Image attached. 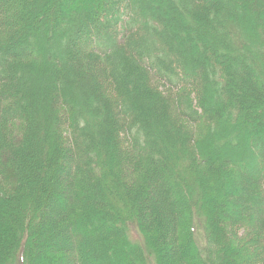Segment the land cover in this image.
Returning a JSON list of instances; mask_svg holds the SVG:
<instances>
[{
  "label": "trees",
  "instance_id": "obj_1",
  "mask_svg": "<svg viewBox=\"0 0 264 264\" xmlns=\"http://www.w3.org/2000/svg\"><path fill=\"white\" fill-rule=\"evenodd\" d=\"M126 1L129 2L127 4L129 10L132 2L137 4L141 1L143 7L135 12L138 16V24L132 23L134 17L129 16L128 27H126L128 29H125L123 36L120 37V34L113 36L110 32H116L111 27L112 24L103 26L100 23V12L104 10L100 8V5L106 4L109 8L120 10L122 3ZM152 2L160 7L156 6L158 11L165 5L169 7L168 10L166 7L162 10V12L167 11L163 17L169 20L164 28L158 29L156 25L151 29V25L162 21V17L156 16L155 8L150 5ZM92 7L94 6H88L87 11L81 7H75V11L78 12L73 13L70 12L71 6L70 9L67 5L55 6L54 12H58L59 15L54 17V20H57L54 26L57 36L63 38L71 32L73 40L69 43L73 45L79 40H84L87 47H84L85 52L80 54L72 50L65 51L67 61L64 66L58 61V54L52 52L50 55L53 56V60L44 67L47 60L42 61V55L37 52L40 41L32 37L34 43H27L26 29L17 25L19 21H25L26 24L37 21L39 23L40 19L36 17L33 20V16L30 17V1L0 0V71L2 74L3 72L7 74L3 76L0 73V115L9 113V115L0 116V188L2 190L0 205H3L2 209L0 208V251H3L4 245L7 247L14 240L10 248L13 249L10 252V258L6 256L3 260L0 259V264H8L10 259L12 261L14 254L18 259L20 253L23 254L25 263L28 245L36 249L42 243L35 244L36 235L42 236L45 242L41 252L48 254L49 264L52 262L53 264H135L134 261L132 263L128 261L127 254L137 255L138 264H189L187 259H184L181 245L185 240L189 242L191 248L192 245L188 240L186 225L184 232L176 213L177 203L174 201L170 187L172 182L168 177L169 170L164 163L165 160H170L172 150L171 147L158 146L159 143L153 140L151 135L157 131L161 136H167V142L171 143L174 140L171 136L178 137L180 141H176L180 144L182 151L181 159L183 160V157L187 155L186 166L201 172V178L209 183V186L217 187L219 182L210 175L211 165L221 166L220 170H226L229 173L232 165L236 166L231 159L215 156V151L211 147L212 142L220 143V148H225L226 145H230V141L227 136L217 139L215 135L217 125L214 119L218 115L222 116V109H233L232 121L237 124L233 130V139L237 147L239 138L243 136L240 131H237L238 122H243L242 118L248 115V106L251 105L255 110L264 106L262 93L264 63L263 65L257 63L255 72L251 67L257 59L254 50L257 41L252 34L256 31L262 32L261 43L264 45V30L261 27L258 28L259 25L264 26V0H109L107 3L105 0H98L95 8L91 9ZM12 9L16 10L15 19H4L6 11ZM145 13L147 15L156 13L155 23L151 21L149 24L144 16ZM65 16L68 18L63 20ZM251 16H256L259 22ZM61 20L62 23L58 26ZM68 20L71 21L68 23ZM64 23H67L65 28L62 27ZM47 24L46 28L50 30ZM238 30L246 40L241 41L245 48L238 46V43L240 44L237 38ZM167 31H170L171 36L167 35ZM140 35L144 41L142 48L138 47L139 41L142 40L138 38ZM173 35L177 41L172 39ZM132 36L133 38L129 39ZM17 37L24 38L15 41ZM22 41L25 42L23 45L25 52L21 46H15ZM131 46L135 48L132 50ZM15 48L21 49L22 53L13 52ZM134 50H138L140 56L146 50L154 60L163 56L166 62H162L152 70L142 62V57L146 55L144 54L140 61L134 54ZM78 56L80 60L77 59ZM164 57L169 58L170 61ZM173 62L178 64L181 62L182 70L194 81L186 83L187 81L179 79L175 73L177 67L173 66ZM233 62H236L237 66L230 73V64ZM88 65L98 69L100 65L99 74L95 75L87 69L84 70L88 68ZM158 69L161 73L156 72ZM254 73L255 76L258 74L262 78L261 82L253 83L254 80L251 77ZM156 78H161L165 82L163 85H166V93L164 86L160 89L157 87ZM106 80L112 82L114 91H107L104 88L103 84L108 82ZM202 86H206V89L200 92L199 88ZM241 86L243 88L240 89ZM186 88L192 89V93L187 94ZM235 88H239L238 94ZM197 91L201 93V98ZM256 92L258 95L254 96ZM43 96L46 99L44 103H40ZM59 105L63 108L61 112L55 109ZM215 109L217 111H214ZM48 111L51 114L54 132L45 134L43 138L52 142L54 149L47 153L46 162L49 163L47 171L39 172L35 179L42 186L40 185L41 188L33 199L34 204H39L37 208L42 204V210L36 212V215L37 219L43 217V221L41 220L42 223L38 224L37 220L35 232L28 235L25 240L27 243L20 244L22 235L16 232L23 224H26L22 210L26 204L23 202L20 204V199L23 200L28 196L20 195L22 183L19 182L18 177L6 174L2 160L6 155L11 156L15 152L13 159L18 161L21 157L19 155H23L25 149L33 148L36 144L34 137L40 130L37 124H33V120L40 112L49 113ZM248 119H252V116L248 118L246 116L244 121ZM211 122H213L212 129L207 136H204V142L196 140V132L189 127L192 124L200 126L205 123H209L210 127ZM256 123H258L257 120ZM67 124L68 128L80 135L79 146H74L73 140L72 143L65 140V136L68 139L73 138V133L63 129ZM162 126H166L168 134L166 130L163 132ZM227 126L226 122L220 121L221 128ZM128 130H134L140 143L141 141L144 143V138L141 139L140 135H148L144 148L137 149L134 146L135 148L122 150L123 142L119 135L121 131L125 134ZM262 131L264 134V128L255 132ZM169 132H172L171 136ZM248 132L246 131V134ZM91 138L103 141V144L110 146L115 143V151L123 164L120 174L128 179L129 185L125 183L128 192L133 197H137V207L145 213V215L142 213V220L146 218L148 221H145V231L149 233L154 229L150 224L154 221L158 210L167 215L169 223L162 228L161 239L158 236L153 239L154 243L151 245L160 251L159 259L156 254H150L152 257L146 262L142 252L147 254L150 244L144 243L143 229L129 224L125 231L124 225L119 228L113 224V216L105 218L99 216L98 212H94L100 207H96L100 204L97 203L98 194L93 195L92 193L96 192L89 190L92 193H88L86 189H78V186H75L77 172L87 178L86 182L90 181L89 183L98 177L97 180L101 181L99 190L101 189L103 200L106 201H108L107 193L111 194L114 191L112 189L117 187H112L108 182L104 183L110 172L98 165L102 155L97 152L92 153L95 147L91 145ZM242 140L244 143L242 146H245V138ZM260 141L263 145L261 144L259 150H256L264 159V137ZM199 146L200 159L196 160L195 149ZM217 148L219 146H216ZM78 152L84 155L90 154V156L86 160L79 159ZM31 167L34 166H26L29 175ZM238 173L239 178L229 180V183L236 184L237 187L241 186V189L237 191L238 195L235 196L230 191L223 201L231 202L235 197L242 200V197L247 194L250 197L248 204L255 221L254 224L248 225V230L255 227L257 229L255 234L264 235V193L260 194L264 192V167L263 173L254 180L250 170L246 172L238 169ZM29 175L25 180L26 183L32 181ZM113 175H116L115 172ZM9 185L13 187L10 188ZM248 185L253 187L243 192ZM90 187L93 186L90 185ZM6 196L9 199H6ZM118 196L121 197V195ZM116 199L113 200L115 206L124 204L122 200ZM16 200H18L17 203H15ZM245 204H247L246 200H242L237 206L244 213L248 209V206L244 208ZM118 208H122L123 211V207ZM16 210L21 215L17 216ZM124 213L123 215L127 214ZM95 215L98 216L95 217ZM210 215L216 216L215 212ZM224 218L228 222L229 219L237 217L235 212L230 210L228 216L224 215ZM27 220L35 221L29 217ZM59 220L65 223L57 226L56 223ZM4 226H7L5 230ZM149 227L152 230H148ZM120 232L121 238L125 236V243L135 252L128 251V248L124 249L121 247L122 244L115 246L111 243L118 240L116 237ZM127 239L133 246L126 241ZM195 240L199 245L197 236ZM93 243L95 245L100 243V245L96 247ZM200 243L202 246L199 245V255L202 259L199 263L210 264L212 251L207 248V236L205 239L201 238ZM194 250L198 253L195 246ZM261 253L262 255L258 258L253 256L255 263L264 264V247ZM235 257L239 255L233 256ZM215 261L213 260L212 263ZM44 263L38 258V264Z\"/></svg>",
  "mask_w": 264,
  "mask_h": 264
},
{
  "label": "rangeland",
  "instance_id": "obj_2",
  "mask_svg": "<svg viewBox=\"0 0 264 264\" xmlns=\"http://www.w3.org/2000/svg\"><path fill=\"white\" fill-rule=\"evenodd\" d=\"M29 1H30V11H29L30 17L33 16L32 17L33 20L34 18L37 17V19H40V21L39 23L37 21L33 23L28 22L27 24L25 21L23 22L19 21L17 25L20 27H24L26 29L27 35L25 37V41L27 43L28 42L31 44L34 43L33 42L34 40L32 41L31 39L32 37H35L36 39H38V41H40V44L38 43L37 52L39 55H42V61L44 59L47 60L44 67L48 65L51 60H53V56L50 55V53L52 52L58 54V58H59L58 61L60 62L62 66L66 65V61H67L66 55H64L65 51L72 50L73 52H76L79 54L80 52L81 53L85 52L86 48L84 47H87V46L84 43V40H79L73 45L69 43L71 42V40H73V36L70 34L71 32L63 38L62 37L60 38L57 36L56 34L57 31H55V28H54L55 22L57 23V20H54V17L59 16V15H58V12L57 13L54 12L56 11L55 6L57 7L58 4H62V6L65 7L67 5L69 6V9L71 6L70 12L77 13L78 11H75V7H78V8L81 7L83 9H86L87 11L88 6H94L91 8V9H94L95 6L97 5L98 0H29ZM105 1L106 3L109 2V0H105ZM128 3H129L128 1H126L125 3H122L121 5L122 8L120 10H115V8H109L106 4L100 5V8L104 9L103 11L100 12V23H102L103 26H107V25L110 26L112 24L111 27L114 28L116 32V33L110 32L113 36H118L119 34H120V37L123 36L124 31L128 29L126 27H128L127 22H128L129 16L134 17V20L131 21L132 23L138 24V16H136L135 12H138L139 8L143 7L141 5V1L138 2L137 4H135V2H132L130 6V10L127 8ZM150 5L155 8V11L157 12V14L153 13V14L147 15L145 13L144 16L148 19V23L150 24L151 21L154 22L155 14L156 16L162 17L161 18L162 21H157V23L154 22L155 24L151 25V29L155 28L156 25L158 26V29L161 27L164 28L166 26V23L169 20L163 17L165 16L167 11L162 12V10L165 7L168 10L169 7L165 5L163 9L158 11L159 10L158 8L156 10L157 4L152 2ZM18 8H20V6ZM173 15L174 14L172 13V16ZM3 17L4 19H11V18L15 19L16 10L12 9V10L6 11ZM251 17L255 18V21L259 22V19L256 16H251ZM67 18L68 17L65 16L62 19L66 20ZM70 21L71 20H68V23ZM43 23H46V24L48 23L49 26L48 24L47 26L49 27L50 30H48L46 28V24L44 25ZM61 23H62V20L58 24V26H60ZM66 25L67 23H64L62 27L65 28ZM260 27L263 28L264 30V26L259 25L258 28L260 29ZM151 29L149 31H151ZM176 29H179V28L176 27ZM239 33L240 31L238 30L237 38H238V42L240 41V44L238 43V46L240 47L241 45L242 47L245 48V46L243 45L244 43H241V41L242 40L246 41V40H244L243 37ZM167 35L171 36L170 31H167ZM252 36L255 37L257 41V44L254 46L257 59L254 61V66H251L255 72L256 71L255 67L257 63L259 65H263L264 63V45L263 43H261L262 37H263L262 32L256 31L255 34H252ZM218 37L220 40V36ZM23 38L24 37H21V38L17 37L15 41L21 40ZM132 38L133 36L130 37L129 39H132ZM138 38L142 39L141 35ZM172 39L177 41V38L175 36ZM143 44H144V41L142 39L139 41L138 47L142 48ZM23 45H25L24 41H22L20 44H16L15 46H21L23 50L24 49ZM131 48L133 50L135 47L131 46ZM22 50L21 49L18 50L15 48L13 52H15L16 54H20L22 53ZM23 51L25 52V50ZM138 52H139L138 50H134V54L136 55L138 59H140V61H141V57L144 54L148 56V57L146 56L142 57L143 58L142 62L145 63L146 67H150L152 70L156 69L158 65L162 64V62H166V60L163 59V56L158 57L156 60H154L153 57H151L150 54L147 53L146 50L143 51L144 53L141 54V56L139 55ZM164 58L169 60V58H166V57ZM77 59L80 60L81 59L80 56H78ZM173 66L177 67L175 73L177 74L179 79H181L182 81H187L186 83L192 80L194 81V79L190 77L188 73L182 70L183 67H182L181 62H179V64L173 62ZM235 66H237L236 62H233V64H230V68H229L230 73H232V71L235 69ZM85 69L97 75L99 74L98 70L100 69V65H99V69L98 67L91 68L90 65H88V68H84V70ZM156 72L161 73L159 69L156 70ZM0 73L2 74L1 71ZM2 75L6 76L7 74L3 72ZM46 76H49V75H46ZM156 79L157 80L155 81V84L157 85V87L160 89L161 86L162 87L164 86L163 88L166 93V90H165L166 85H163L165 84V82L161 78L160 79L156 78ZM251 79L254 80L253 83L262 81V78L259 77L258 74L257 76H255V73H254V76L251 77ZM106 81L108 82H106L105 85L103 84L104 88H106L107 91H114V86L112 82H110L109 80H106ZM241 88H243V86H241L240 89ZM205 89H206V86H202L201 88H199V91L203 92ZM235 89H234L235 92L239 90V88H235ZM185 90H187V94L192 93L191 92L192 89L186 88ZM199 91H197V94L201 98V93ZM238 93L239 92L237 91L236 94ZM262 93L264 94V89ZM257 95H258V92L254 93V96H257ZM45 99L46 98L43 96V98L40 99V103H44ZM55 109L57 110V112L63 111V108L61 105H59ZM248 109H249V112H248V115L246 116L247 118L249 116H252V119H248L247 121H244L246 117L244 116L242 118L243 122L239 121L238 122L239 128H237V131H240V133H242L243 135L242 138H245L246 140L245 146H242L244 144L243 140L242 138H239V141H238L239 144L237 145V147H235V141L233 139V136H234L233 130L237 124L232 121V110L233 109H230V108L222 109V116L219 117L218 115L214 119L217 125L216 132H215L217 139L227 136V139L230 141V145L229 146L226 145L225 148H220L221 144L213 141L211 147L215 151V156H218L219 158L223 156V158L231 159L233 163L236 165V166L232 165L233 167H231L232 170L230 171V173L227 172L226 170L225 171L220 170L221 166L217 167L216 165L214 166L211 165L210 175L214 176V179H217L219 181L217 187H214L213 185L209 186V183L204 182V180L201 178L202 173L201 172L199 173L197 169H193L192 167L186 166L187 155L185 158L183 157V160L181 159L182 151L180 149V144L178 143V141H176V140L180 141V139L176 136L175 137L171 136L172 132H169V135L174 139L173 143L167 142L168 141L167 136H161L157 131H155L151 135L152 139L157 141V143H159L158 146L171 147V150H172L171 151L172 155L170 154L171 156H169L170 160L169 161L165 160L164 163H165V166H167V169L169 170L168 177L170 178L172 182V185H170V187H171V192L173 194L174 201L175 203H177V206H176L177 208L175 209L176 213L178 215V218L181 221V224H182L181 226L184 232H185V225H186V229H187L186 233L188 234V240L190 241L192 248H193V249L191 248L187 240H185L183 242V245H181L184 259H187L189 264H200L201 263L200 259H202V257L201 255H199L200 254L199 248L202 245L200 243V240L201 238L205 239V236H207V240H208L207 248L212 251V256L210 260L212 261L216 260L214 263H212V261L209 260L210 264H259V263L254 262L255 259L253 256H257L255 258H258L262 255L261 251H262V248L264 247L263 246L264 245V239H263L264 235L260 236L259 233L255 234L254 232L257 230L255 227L249 228L250 230H248V225L255 223V221H253L254 219L252 215L253 212L250 208V205L248 204L249 202L248 199H250V197L247 194L242 197V200H246L247 202V204L244 205V208L246 209L248 206V209L245 210V213L242 211L241 208L237 207L242 202V200L239 197H235L231 202L226 203L225 200L223 201V199H225V196H227L228 192L232 191V193L235 194L236 196V194L238 195L237 191L241 189V186L237 187L236 184L229 183V180L233 178L235 179L238 177V174H239L238 169L239 170L241 169L246 172L250 170L251 174L254 176L252 178L253 180L256 179L261 173H263L264 159L262 156L259 155L257 150H259V147H261L262 142L260 141V139L264 137V134H263V131L259 133H256L255 131H257L258 129L264 128V123H262V121L264 120V106H261L255 110L250 105L248 106ZM214 111H217V109H215ZM249 114H252V115H249ZM3 115H9V113L7 112L6 114H3ZM3 115H0V116L2 117ZM10 115L12 116L13 114H10ZM230 118L231 120H229ZM256 120L258 121V123H256ZM220 121L226 122L228 126L221 128ZM200 123H202V121ZM212 123L213 122H211L210 127H209V123H205L200 126L196 124H192L189 128L193 132H196L195 133L197 134L195 137L196 140H200L204 142L203 138H205L204 136H207L209 131L212 129ZM33 124H37L40 129L38 132L39 134L34 137L36 139V144L33 145V148H31L30 150L25 149L23 155H19L21 157L20 159H18V161L16 159H13L15 152L12 153L13 155L11 156L6 155L5 158H3L4 160H2L4 161L3 168L5 169L6 174L11 177H15V178L18 177L19 182L22 183V186H23L22 189L24 191L21 189L22 192L20 193V195L22 194V196H25V195L28 196V198L25 197L23 200L20 199V204L21 202H23V204L24 203L26 204L24 208L22 209L24 211L23 214H24V219L26 220V224H23L22 227L19 230L17 229V232H16L22 235L20 244L27 243L25 242V240H27L26 238L28 237V235L30 236L33 232H35V229H36L35 222L38 220V224H39L40 222L42 223L43 221L42 220L43 217L37 219V215H36V212L38 213L39 211L42 210L43 208L41 207L42 204H40V206L37 208L39 204L33 203V199L36 197V195L38 194L42 186L41 184L38 183V180H35V179L38 177L39 172L47 171L48 169L47 167H49V163L46 162L47 161L46 158L48 155L47 153L48 151L49 153L52 152L53 151L52 149H54L53 148L54 144H52V142H50L49 140L46 141L43 138L45 134L54 132V130H52V121H51L50 112L49 113L40 112L38 114V117L36 119L34 118ZM162 127H163V132H165V130L167 129L166 126H162ZM63 129L69 130L70 133H73L72 134L73 138L68 139L65 136V140L67 139L69 143H72V140H73V143L75 144L74 146H79L81 144L80 135L79 134L77 135L76 132H73L70 128H68V124L64 126ZM246 131H249V132L246 134ZM166 133L168 134L167 130H166ZM119 136L123 142V145H121L122 150H127L132 147L133 148L136 147L137 149H142L144 148L146 142L148 141V135L144 134L143 136L140 135L141 139L144 138V143L142 141L140 143V141H138V136L134 133V130H128V132H125V134H123L121 131ZM38 139H40L39 142H38ZM91 140H92L91 145L95 147L94 149H92L93 151L91 150L92 153L94 154L95 152H97L99 155H102L101 157L102 159L98 161V165L110 172L108 174L107 179L106 180L103 179L104 183L108 182L112 187L113 186H117V187L116 189H112L114 191L111 194L107 193L108 201H106V200H103V197L100 191L101 189L99 190V186L101 187V181L97 180L98 177L93 179V181L89 183L90 181L86 182L87 178L83 177L81 173L77 172L76 174L77 176L75 179L76 181L75 186H78V189L79 188L86 189L88 193L96 192V193H92L93 195L98 194L97 203H100V204H97L96 207L100 206L101 208L99 207V209L94 212L95 213L98 212L99 216H102L103 218L107 216L110 217V215L113 216L112 218L113 224L118 226L119 228L120 226L124 225L125 231L129 224L137 225L138 227L143 229L145 236H146L145 238V236L143 235L144 243L146 244V242H148L150 244L149 252L147 254H144L142 252L146 262H148L149 259L152 257L150 254H156L157 259H159L160 251L157 248H153L151 245L152 243H154L153 239H156L158 236L161 239V235H162L161 230L164 226H166L169 223L167 215L164 212L158 210L155 214L154 221L150 224V226H152L154 229L152 230L149 227L148 230H152V231L147 233V231H145L144 229L145 221H147V219L144 216L145 220L144 221L142 220L143 211L139 210L137 207L138 199L137 197H133L132 194L128 192L127 186L129 185V181L128 179H126L125 176L122 177L120 174L123 168V164L120 160L119 154L115 151V148H114L115 143H112V146H110L105 143L103 144L102 143L103 141H100V140H95L92 138ZM208 140L210 141L211 139L208 138ZM216 146H219V148L216 149ZM199 148L200 146L197 149H195L194 157L196 160L200 159ZM89 156L90 154L84 155V153L82 152L77 153V157L79 159L83 158L84 160H86L88 159ZM28 165L34 166V167H31L32 169L30 168V175L27 173V169H26V166ZM114 172L116 175H113ZM42 174H45V173H42ZM28 175L30 176V179L32 181L29 183H26L25 180ZM235 182L237 183V181ZM125 183H127V186ZM90 185L93 187H90ZM9 186L10 188L13 187L11 185ZM251 187L253 186L248 185L246 189L243 190V192H245L247 189L249 190ZM89 190L92 192H90ZM140 191H143V190L140 189ZM0 192H2L1 188H0ZM262 193L264 192H260V194ZM118 195H121V197H119ZM5 198L9 199L7 196ZM116 198L122 200L124 204L122 206H120V204L118 206H115L113 203V200H117ZM17 202L18 200L15 201V203ZM2 207L3 205H0L1 209ZM118 207H123V211H122V208L119 209ZM230 210L235 212L237 218L229 219L228 220L229 224H228L227 220L224 218V215L228 216V212ZM15 212L17 216L21 215L19 211L17 212L16 210ZM124 212L127 214L123 215ZM214 212L216 214L215 217L210 215L212 213L214 214ZM143 214L145 215V213ZM96 216L98 215H95V217ZM28 217L35 219V221L28 222L27 220ZM63 223L65 222H63L62 220H59L58 223H56V225L60 226ZM221 225H223V227ZM6 228L7 226H4V230ZM195 236H197L198 243L200 246L196 244ZM116 238L118 239L116 240V242H113V241L111 242L113 245L116 246V245L122 244L121 247H124V249L128 248V251L130 250L132 251L131 249L132 247L128 246L125 243V239H126L125 236L121 238V232ZM35 239H37L35 243L36 245H39L41 242L42 243L36 249L28 245V250L26 253V257H25V263L23 261V254L20 253L18 259L16 255L14 254V256L12 257V261L10 259L8 264H35V263L38 264V258L39 260L42 259V261L45 262L44 264H49L48 254L47 253L42 254L43 251L41 252L43 244L45 243L43 241L42 236L36 235ZM134 240L137 241L136 238H134ZM13 241L14 240H12L10 245H8L7 247L6 245H4L3 251H0V259L3 260L6 256H9L10 258V252L13 250L10 248H11V244L13 243ZM126 241H128L129 243L128 239ZM164 242H166V239ZM94 243L93 245L96 247L100 245V243H97L96 245ZM166 245H167V242L165 243V246ZM194 246L196 247L198 253L194 250ZM8 248H9V251H7ZM132 252H135V251H132ZM194 252L196 254V257H195ZM238 255L239 257L233 258V256H238ZM126 257L129 262L132 263V261H134L135 264H138L137 255L134 256L131 254H127Z\"/></svg>",
  "mask_w": 264,
  "mask_h": 264
}]
</instances>
